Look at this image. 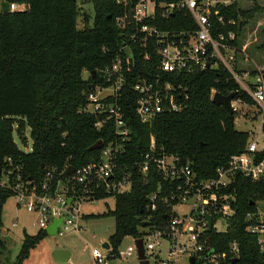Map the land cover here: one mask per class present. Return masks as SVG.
Segmentation results:
<instances>
[{"label": "trees", "instance_id": "trees-1", "mask_svg": "<svg viewBox=\"0 0 264 264\" xmlns=\"http://www.w3.org/2000/svg\"><path fill=\"white\" fill-rule=\"evenodd\" d=\"M4 1L24 3L27 8L0 12V169L6 158H11L13 163L21 165L22 180L29 179L36 186L53 170V188L56 179H63L66 165L77 168L99 160L101 150H89L98 140L105 145L110 141L122 143L123 153L116 159V172L119 175L123 171L130 172L131 189L122 193H100L95 197V200L106 196L114 198V207L104 212L114 219V231L108 239L111 253L117 254L124 237L142 236L146 228L159 227L169 219L170 205L160 199L156 201L155 210L145 209L148 196L160 185L159 197L166 193L163 191H168L167 183L154 168L146 178L137 171V164L149 150L151 136L156 152L179 157L182 163L190 165L197 177L204 179L213 177L231 155L243 151L248 134L235 129L231 120L234 111L230 113L223 106L213 104L210 94L214 89L221 95L233 94L234 100L251 104L248 94L222 67L191 73H168L159 69L156 46L150 42L144 48L140 42L142 34L135 27L121 28L115 24V17L126 9L118 0ZM86 2L93 8L91 25L90 15L80 11V3ZM256 10L258 6L247 10L237 4L231 7L230 15L241 18L237 35ZM79 16L83 18V28H77ZM157 20L162 30L195 29L190 14L183 9L161 16L157 8ZM132 33H136L135 39L130 37ZM125 46L127 49H123ZM118 54L123 59L125 77L118 98L128 130V139L124 142L115 133L112 118L105 120V115L80 112L91 90L88 86L105 85L100 70L110 66ZM84 72H87L86 77ZM156 78L176 88L175 99L183 107L180 111L164 110L150 124L142 123L134 111L138 94L133 85L143 79L154 81ZM98 119L105 120L100 128L95 127ZM26 125L31 138V150L27 152L13 141L15 130L25 143ZM262 132L264 134V125ZM229 191L234 198L231 203L234 213L225 231H206L209 244L217 252L227 254L222 264H264L258 237L246 232L244 219L246 212L255 209L254 202L264 196V182H253L236 173ZM12 195L10 190H0V264H23L30 251L47 235L45 230L32 235L24 232L15 260L9 259L1 230L3 205ZM233 242L238 245V254L231 256L229 246Z\"/></svg>", "mask_w": 264, "mask_h": 264}, {"label": "built area", "instance_id": "built-area-1", "mask_svg": "<svg viewBox=\"0 0 264 264\" xmlns=\"http://www.w3.org/2000/svg\"><path fill=\"white\" fill-rule=\"evenodd\" d=\"M126 7L122 15L114 21L118 27H135L142 34L141 45L147 47L151 42L157 48L159 69L172 72H194L222 67L235 80L239 88L251 98V104L262 116L261 130L264 125V68L255 65L247 67V57H243L245 47L238 44V19L230 15L234 4L241 7V0H176L157 2L156 0H118ZM7 2L0 0L1 4ZM8 3L7 12L26 10L24 3ZM157 8L161 16H167L176 9H183L190 14L194 30H162L157 23ZM135 39L136 33L130 35ZM123 49H127L125 46ZM148 58V55H145ZM123 59L118 54L113 63L100 70L101 81L91 87L86 97V104L80 112L96 116L105 115V120L112 118L116 134L124 142L128 139V130L123 121L118 98L125 83ZM177 88H180L178 86ZM138 98L134 111L142 123L150 124L157 114L164 110L180 111L182 103L175 99L176 88L169 82L140 80L133 85ZM216 91L211 90L210 98ZM232 101V107L233 102ZM234 110V107H233ZM105 120L96 121L100 128ZM31 148L29 149V151ZM99 160L79 166L67 179H56L52 188L53 170L46 173L44 181L36 186L29 179L22 180V167L5 159L0 169V190L7 189L17 197V205H24L27 212L35 215L33 225L38 230H45L53 220L60 219L55 235L65 236L84 229L83 204L95 200L102 194L126 192L131 189L130 172H116L117 157L123 153V144L113 141L103 143ZM69 165L65 166V169ZM138 173L146 178L150 169L167 183L168 191L159 197L160 186L151 193L145 204L146 210H155L158 199L170 205L169 219L164 225L146 228L142 236L132 237L123 255L137 257L136 241L142 240L144 254L150 264V257L163 253L159 264H178L183 257L187 264H222L227 257L209 244L206 231L211 216V229L216 219L230 218L233 215L231 203L233 194L229 186L235 174H241L253 182H264V134L260 142L247 140L242 152L231 155L226 164L219 166L210 178H199L188 163H182L179 157L156 152L151 136L149 150L137 164ZM64 169V170H65ZM39 187V189L37 188ZM162 190V188H161ZM162 192V194H163ZM68 199L70 201H68ZM264 203V196L254 202V210L246 212L244 219L247 233L258 237V245L264 252V209L255 205ZM253 204V202H252ZM188 206V210L179 215L176 206ZM16 226V222L12 224ZM210 229V230H211ZM217 231V230H216ZM219 232V231H217ZM91 256L95 264H110V259L121 257V253L104 255L99 249L92 248ZM238 254V245L229 246V255ZM193 259V262L190 261ZM138 259V258H137Z\"/></svg>", "mask_w": 264, "mask_h": 264}, {"label": "rangeland", "instance_id": "rangeland-1", "mask_svg": "<svg viewBox=\"0 0 264 264\" xmlns=\"http://www.w3.org/2000/svg\"><path fill=\"white\" fill-rule=\"evenodd\" d=\"M240 5L243 10L251 9L258 6V10L253 17L248 19L242 26L238 34V44L245 47L243 57H247V67L253 68L256 66L264 68V0H241ZM81 12L90 15L89 25L92 23L93 8L91 3H80ZM83 18H77V28H83ZM238 20H241L239 18ZM84 77L87 72L83 73ZM234 107V126L238 131L246 132L248 140H256L260 142L263 137L261 130L262 116L252 104H245L240 100L233 102ZM15 128V127H14ZM25 143L22 138H19L17 133L13 132V141L16 146L22 151H29L31 148V138L29 128L26 125L24 131ZM257 206L264 209V203L256 202ZM114 207L113 196L88 201L83 204L82 210L87 215L84 220V229L79 233H68L65 236L46 235L34 249L30 251L27 259L23 264H95L91 249L97 248L104 255L108 256L111 253V248H102L103 242L108 241L109 236L114 231V219L111 216L104 215L107 209ZM188 210V206H176L175 211L182 215ZM35 215L26 211L24 205H17V197L14 195L7 198L2 209V230L1 237L6 243L8 257L14 261L21 244L23 233L30 235L35 234L38 228L33 225ZM16 222V226L12 224ZM229 219L219 218L213 224V227L223 232L227 229ZM133 244L131 236L124 237L117 247V251L121 253V257L110 259V264H139L135 254L131 256L123 255L126 248ZM65 246L72 251V258L69 262L63 263L57 261L53 252L56 248ZM158 249L154 252L157 256L150 257V264H159V260L164 258L163 253H158ZM185 257L179 260L178 264H187ZM0 261L2 259L0 258ZM2 264V263H1Z\"/></svg>", "mask_w": 264, "mask_h": 264}, {"label": "water", "instance_id": "water-1", "mask_svg": "<svg viewBox=\"0 0 264 264\" xmlns=\"http://www.w3.org/2000/svg\"><path fill=\"white\" fill-rule=\"evenodd\" d=\"M1 8H2V12H7L8 11V3L7 2H3L1 4ZM94 74V72H93ZM92 85L90 84L88 86V88H91ZM234 100V96L233 94H228V95H221L217 92L214 93V95L211 98V102L215 105H221L223 106L226 110H228L230 113L233 112V107H232V101ZM231 120H234L233 117H231ZM103 146V142L102 140H98L96 143H94L93 145H91L89 147V150H98L101 149ZM73 166L69 165L63 172H62V177H64L65 179L68 178V176L73 172ZM68 201H70L68 199ZM140 211H142V209H140ZM207 221H208V230L211 229V216L210 215H206ZM60 219L57 220H53L51 224L48 225V227L45 229V232L47 235H55L57 226L59 224ZM136 246H137V258L139 261V264H149L148 260L146 259V256L144 254V248H143V244H142V240H137L136 241ZM102 248L104 249H108V243L104 242L102 244ZM68 252L63 251V250H58L54 253V258L56 260H61L64 261V259L66 260L68 256L66 257H61L60 255H66ZM234 261L237 260V258L233 259ZM190 261L193 262V259L190 258Z\"/></svg>", "mask_w": 264, "mask_h": 264}, {"label": "crops", "instance_id": "crops-1", "mask_svg": "<svg viewBox=\"0 0 264 264\" xmlns=\"http://www.w3.org/2000/svg\"><path fill=\"white\" fill-rule=\"evenodd\" d=\"M84 213V212H83ZM87 218V215L84 213L83 214V219L85 220ZM84 220H83V223H84ZM79 233V232H78ZM22 240V239H21ZM107 243H108V249L109 248H111V246H110V243H109V241H106ZM104 243V242H103ZM58 250H63V251H66V252H68L66 255L64 254H62V255H60L61 257H66V256H68L67 257V259L65 260L64 259V261H61V260H57V261H59V262H63V263H67V262H69L70 261V259L72 258V251H70L67 247H65V246H62V247H59V248H56V250L53 252V255H54V253L56 252V251H58ZM138 260V259H137ZM139 262V261H138Z\"/></svg>", "mask_w": 264, "mask_h": 264}]
</instances>
